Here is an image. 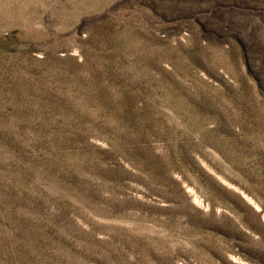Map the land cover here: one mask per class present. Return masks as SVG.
Returning a JSON list of instances; mask_svg holds the SVG:
<instances>
[{
    "label": "rangeland",
    "instance_id": "rangeland-1",
    "mask_svg": "<svg viewBox=\"0 0 264 264\" xmlns=\"http://www.w3.org/2000/svg\"><path fill=\"white\" fill-rule=\"evenodd\" d=\"M0 264H264V0H0Z\"/></svg>",
    "mask_w": 264,
    "mask_h": 264
}]
</instances>
